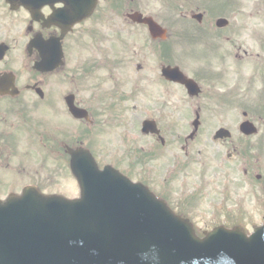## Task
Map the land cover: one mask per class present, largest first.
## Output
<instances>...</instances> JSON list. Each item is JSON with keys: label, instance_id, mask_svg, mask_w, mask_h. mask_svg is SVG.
I'll list each match as a JSON object with an SVG mask.
<instances>
[{"label": "flooded vegetation", "instance_id": "1", "mask_svg": "<svg viewBox=\"0 0 264 264\" xmlns=\"http://www.w3.org/2000/svg\"><path fill=\"white\" fill-rule=\"evenodd\" d=\"M28 1L35 4L32 10L24 0L14 8L0 0V188L7 189L0 194L43 190L68 177L74 184L70 150L117 154L121 163L132 156V171L165 155L177 172L184 168L182 152L195 153L203 137L215 140L217 133L181 135L187 108L200 113V129L216 122V114L230 123L251 122L253 136L239 129L213 144L232 149L228 161L249 164L251 149L264 158V24L220 25L196 2L181 4L180 20L170 24L152 16L153 0H95V13L74 24L58 13L89 3ZM138 13L157 21L168 39L154 40L146 25L124 19ZM195 14L202 17L194 19ZM171 25L177 29L173 37ZM168 66L194 80L199 96L167 81ZM148 116L157 117L162 139L144 136L140 142L137 125ZM259 189L263 196L264 185Z\"/></svg>", "mask_w": 264, "mask_h": 264}, {"label": "water", "instance_id": "2", "mask_svg": "<svg viewBox=\"0 0 264 264\" xmlns=\"http://www.w3.org/2000/svg\"><path fill=\"white\" fill-rule=\"evenodd\" d=\"M93 189V188H92ZM99 190L86 196H95ZM93 191V190H92ZM106 195L112 196L111 192ZM30 196L0 204V264H139L135 250L139 241L147 239L144 233L135 237L108 229L104 221L88 214L71 218L76 210L57 201L34 203ZM82 205V201H81ZM165 223L186 229L179 219L169 216ZM154 220V230H163ZM164 232V231H162ZM190 231L186 235H174L156 245L160 250L155 261L149 257L148 264H263L264 228L251 238L240 234L217 233L205 242H199ZM183 240L180 244L171 240ZM161 240L155 238L154 242ZM227 254L235 258L226 260ZM149 255V254H148ZM208 255L203 262L200 256ZM195 259H191L192 257Z\"/></svg>", "mask_w": 264, "mask_h": 264}, {"label": "rangeland", "instance_id": "3", "mask_svg": "<svg viewBox=\"0 0 264 264\" xmlns=\"http://www.w3.org/2000/svg\"><path fill=\"white\" fill-rule=\"evenodd\" d=\"M197 1H201L200 4L208 7L210 12H217L226 5L232 6L234 8L232 18L240 24H264V0H219L218 3L211 0H166V5L162 0H153V5L156 6L152 14L163 20L173 19V24H177L176 20L181 12L180 5L183 3L194 4ZM171 2H174L173 7H170ZM173 32L176 33V29H173ZM188 118L187 110L181 134L188 132ZM209 126L212 125L208 123L207 128ZM139 128L140 125H138V135L140 136ZM139 141L144 142L140 138ZM197 150L201 152L200 156H197L198 152L195 155V158L200 159L197 161L198 164L185 168L182 174L176 175V181L167 189L168 194L173 192L172 195L177 200L172 208L192 220L191 222L194 223L200 237L204 232L221 226L233 229L240 225L248 235L253 234L254 229L264 222V205L260 206L258 202V186L264 183L263 159L260 158V161L257 162V152H252L251 161L254 167L250 169L251 172L244 175L243 161L226 160V150L232 152L231 148L215 146L212 139H202L201 146L197 147ZM213 155L221 157L218 163L212 159ZM105 158L112 159L113 155L105 156ZM170 171V167L167 168L162 161L154 164L153 174L163 180L155 181L156 184L151 183V190L161 198H163L161 195L166 194V188L171 182ZM227 172L228 174H226ZM217 173H219L218 177L215 176ZM63 174L58 166L56 173L58 180ZM258 175L263 178L258 180ZM244 183H249L250 186L245 188L243 187ZM187 186L191 192L195 189L196 191L191 195L187 194ZM0 190L7 189L3 187ZM43 190L46 193L66 194L68 198H79L80 196L79 188L74 186L69 177L68 180L59 181L56 185L50 184ZM243 190L245 193L247 192L244 197L241 194ZM12 192L19 194L22 192V188ZM182 196H186V198L181 199ZM195 200L196 202L193 203L192 201ZM242 210L246 212V216L238 218L237 211L241 213Z\"/></svg>", "mask_w": 264, "mask_h": 264}]
</instances>
